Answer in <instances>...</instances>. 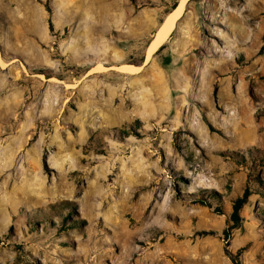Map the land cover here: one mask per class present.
Masks as SVG:
<instances>
[{
  "label": "rangeland",
  "instance_id": "obj_1",
  "mask_svg": "<svg viewBox=\"0 0 264 264\" xmlns=\"http://www.w3.org/2000/svg\"><path fill=\"white\" fill-rule=\"evenodd\" d=\"M179 2L0 0V264H264V0L115 69Z\"/></svg>",
  "mask_w": 264,
  "mask_h": 264
},
{
  "label": "bare ground",
  "instance_id": "obj_2",
  "mask_svg": "<svg viewBox=\"0 0 264 264\" xmlns=\"http://www.w3.org/2000/svg\"><path fill=\"white\" fill-rule=\"evenodd\" d=\"M188 1L189 0H180L177 7L175 9H173L166 16L164 21L161 23V25L157 29L152 41L148 45V48L146 50V59H145V62L142 66L136 67L133 65L122 64L120 66L115 67V69L118 70L122 74H128V75L139 74L142 71L143 67L146 64H148V62L151 60L152 56L155 53H157L162 47H164L169 42L171 36L177 30V25H178L179 21L185 15V7L188 4ZM97 67H99L100 69H104V70L106 69L107 70V67H105L101 62L98 64Z\"/></svg>",
  "mask_w": 264,
  "mask_h": 264
},
{
  "label": "trees",
  "instance_id": "obj_3",
  "mask_svg": "<svg viewBox=\"0 0 264 264\" xmlns=\"http://www.w3.org/2000/svg\"><path fill=\"white\" fill-rule=\"evenodd\" d=\"M177 7V6H176ZM175 7V8H176ZM174 8V9H175ZM162 49V48H161ZM249 195H250V193L247 191L245 194H244V196H243V198H241V199H239L238 201H237V203H236V205H235V209H234V213H233V219H234V221H238L239 220V212H240V209L242 208V205H243V203L245 202V200L249 197Z\"/></svg>",
  "mask_w": 264,
  "mask_h": 264
}]
</instances>
